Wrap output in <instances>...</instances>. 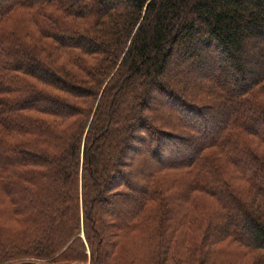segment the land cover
<instances>
[{
	"label": "trees",
	"instance_id": "16d2710c",
	"mask_svg": "<svg viewBox=\"0 0 264 264\" xmlns=\"http://www.w3.org/2000/svg\"><path fill=\"white\" fill-rule=\"evenodd\" d=\"M264 264V0H0V264Z\"/></svg>",
	"mask_w": 264,
	"mask_h": 264
},
{
	"label": "water",
	"instance_id": "95a60500",
	"mask_svg": "<svg viewBox=\"0 0 264 264\" xmlns=\"http://www.w3.org/2000/svg\"><path fill=\"white\" fill-rule=\"evenodd\" d=\"M25 264H49V263H36V262H34V263H25ZM72 264H74V263H72Z\"/></svg>",
	"mask_w": 264,
	"mask_h": 264
}]
</instances>
